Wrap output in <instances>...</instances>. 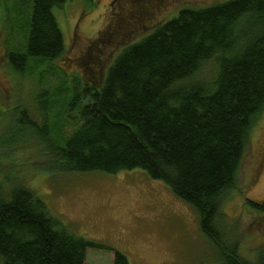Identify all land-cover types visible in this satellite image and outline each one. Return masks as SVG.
I'll return each instance as SVG.
<instances>
[{
  "label": "trees",
  "instance_id": "1",
  "mask_svg": "<svg viewBox=\"0 0 264 264\" xmlns=\"http://www.w3.org/2000/svg\"><path fill=\"white\" fill-rule=\"evenodd\" d=\"M65 1L31 0L25 46L7 53L14 71L63 53L53 8ZM208 62L214 70L206 74ZM72 92L66 109L77 106L79 123L62 146H51L54 167L80 173L141 169L192 207L219 264H264V251L255 261L240 255L233 232L222 229L221 213L253 119L264 109V0L182 8L124 47L100 88ZM244 201L259 210L257 202ZM66 229L30 189L0 183V264H84L87 248L109 249ZM112 264L129 262L114 250Z\"/></svg>",
  "mask_w": 264,
  "mask_h": 264
},
{
  "label": "rangeland",
  "instance_id": "2",
  "mask_svg": "<svg viewBox=\"0 0 264 264\" xmlns=\"http://www.w3.org/2000/svg\"><path fill=\"white\" fill-rule=\"evenodd\" d=\"M224 1H65L53 8L63 53L50 62H29L16 72L7 53L25 46L31 0H0V183L3 189L25 186L69 233L109 248H87L84 264H112L114 250L124 253L129 264H219L195 211L164 183L141 169L61 171L49 151L62 146L78 126L77 106L66 109L73 89L81 93L86 86L100 88L124 47L180 9ZM202 69L207 74L214 63ZM44 97L53 102L44 105ZM53 136L58 143L52 142ZM244 199L257 202L261 211ZM221 213L222 229L227 228L226 235L233 232L240 255L257 260L264 251V109L253 119L236 185L223 194Z\"/></svg>",
  "mask_w": 264,
  "mask_h": 264
}]
</instances>
